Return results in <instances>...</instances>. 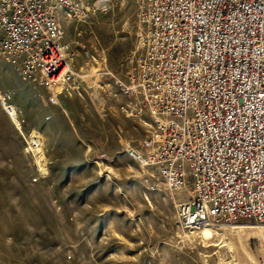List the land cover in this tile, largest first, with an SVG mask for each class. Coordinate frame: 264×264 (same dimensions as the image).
<instances>
[{
    "label": "rangeland",
    "instance_id": "374dc122",
    "mask_svg": "<svg viewBox=\"0 0 264 264\" xmlns=\"http://www.w3.org/2000/svg\"><path fill=\"white\" fill-rule=\"evenodd\" d=\"M106 7L59 11L78 90L33 81L0 52V264H264L262 223L183 227L190 188H168L128 153L147 125L118 108L103 73L135 67L140 4Z\"/></svg>",
    "mask_w": 264,
    "mask_h": 264
},
{
    "label": "built area",
    "instance_id": "2783aa9c",
    "mask_svg": "<svg viewBox=\"0 0 264 264\" xmlns=\"http://www.w3.org/2000/svg\"><path fill=\"white\" fill-rule=\"evenodd\" d=\"M0 0V52L46 87L77 88L59 11L84 19L108 0ZM141 50L107 91L148 134L128 153L171 189L183 227L264 225V0H139ZM120 98V99H119ZM55 97L50 96L54 101Z\"/></svg>",
    "mask_w": 264,
    "mask_h": 264
},
{
    "label": "bare ground",
    "instance_id": "6f19581e",
    "mask_svg": "<svg viewBox=\"0 0 264 264\" xmlns=\"http://www.w3.org/2000/svg\"><path fill=\"white\" fill-rule=\"evenodd\" d=\"M58 88H60V86H58ZM3 102H4V104H7V108L10 109V112H11L12 116H15V113H14V111L12 110L11 106L8 105V103H7L5 100H3ZM35 136H36V135H35ZM36 142H38V140H37L36 137H34V135H33L32 143L34 144V143H36ZM213 224H215V223H213V222H211V223H206V224H204V225L201 226V227H203V229H204V228H206V227H208V226H211V225H213Z\"/></svg>",
    "mask_w": 264,
    "mask_h": 264
},
{
    "label": "crops",
    "instance_id": "0c3cea01",
    "mask_svg": "<svg viewBox=\"0 0 264 264\" xmlns=\"http://www.w3.org/2000/svg\"><path fill=\"white\" fill-rule=\"evenodd\" d=\"M4 98V97H3ZM5 99V98H4Z\"/></svg>",
    "mask_w": 264,
    "mask_h": 264
}]
</instances>
